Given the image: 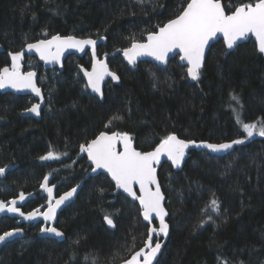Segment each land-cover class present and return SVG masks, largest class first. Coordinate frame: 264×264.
Instances as JSON below:
<instances>
[{"label":"trees","instance_id":"obj_1","mask_svg":"<svg viewBox=\"0 0 264 264\" xmlns=\"http://www.w3.org/2000/svg\"><path fill=\"white\" fill-rule=\"evenodd\" d=\"M188 1L0 0L5 49L0 68L10 63L8 51L56 33L105 36L98 53L108 56L143 41ZM221 1L227 13L255 2ZM27 62L39 70L47 104L36 120L20 115L30 97L0 92V167L17 164L0 178V200L34 192L26 208L42 203L38 187L45 176L59 182L58 192L75 185L89 170L79 147L101 131L128 133L141 151L169 134L209 142L242 139L224 155L193 150L182 169L168 163L158 168L169 235L155 264H264V137L247 139L237 122L264 126V53L255 42L249 39L231 51L221 40L215 42L193 82L177 58L166 66L147 61L130 66L119 53L109 55L119 80L105 83L102 101L89 93L77 68L90 64L88 54L68 56L62 71H43L35 59ZM49 151L56 156L46 162L41 157ZM113 191L104 174L89 176L58 215L63 240L42 236L39 224L26 225L22 237L1 248L0 264H118L127 259L143 245L148 224L136 202ZM105 215L114 229L106 226ZM14 226L13 218H0V233Z\"/></svg>","mask_w":264,"mask_h":264},{"label":"snow or ice","instance_id":"obj_2","mask_svg":"<svg viewBox=\"0 0 264 264\" xmlns=\"http://www.w3.org/2000/svg\"><path fill=\"white\" fill-rule=\"evenodd\" d=\"M157 27L158 31L148 34L146 43L134 42L130 48L123 50L128 62L135 63L136 58L141 55H150L155 57L156 60L165 61L168 53L179 49L183 53L180 59L186 60L189 65L187 75L193 80H197L200 75L206 46L218 33L223 35L229 49L233 48L238 41L252 34L258 42L259 51L264 53V0H255L254 3L235 6L234 11H231L230 14L225 13V7L222 5L221 0H190V2H187L186 7L179 10L174 19H170L163 26L158 25ZM85 45L92 46V54L95 59L96 41L91 38L77 39L74 36L62 37L55 35L51 39L27 44L26 47L28 50L34 49L39 53L42 60L59 61L61 54L66 49L78 48L83 50ZM53 47L56 49L55 52L52 51ZM23 55V51L11 54V67L0 68V88L30 89L37 96H40L41 90L34 82L36 73L20 71V61ZM105 73H107L106 64L103 61H96L93 64L92 71L85 70L84 72L88 81L87 86H90L95 92L101 93L100 81ZM108 74L114 80L119 79L115 73ZM41 99H43L42 96ZM231 99L239 104L238 96L232 95ZM39 108V104H34L27 111L38 115ZM120 118L118 116L113 117V119ZM237 122L241 125L243 131L247 133V137H252L254 134L264 137V126L258 127L256 123H244L239 118H237ZM109 124H111V121H109ZM118 143L123 145L122 151L118 150ZM242 143H244V140L237 139L219 144L204 141L197 144L196 141H184L175 134H169L161 139L154 150L140 152L132 147V139L129 134L100 132L87 145H80V150L86 152L88 158L94 163L95 168L92 169L93 171L100 168L106 169L115 181L116 187L122 188L131 197L139 201L145 221L151 222L153 216L159 218V229L149 228L144 246L135 251L123 264H152L161 248L159 242L153 245L152 234L158 232L166 236L168 233V225L165 223L167 212L162 205L164 197L157 182L156 168L154 167L155 163H159L161 156H166L174 165L179 166L184 158L185 149L189 145L220 152L232 148L234 144ZM55 156L54 152L49 151L47 156L41 157V159L55 158ZM4 171V168H0V173ZM44 180L45 183L41 184V187L46 188L49 197L46 211L41 212L40 209H34L25 214L19 207H16L17 200L13 199L7 205L5 202L0 201V212L18 213L29 220L36 219L38 216H42L45 221L53 220L56 209L68 200L76 189L73 188L71 191L64 193L53 204V189L46 186L47 176ZM135 184L139 185L140 195H137L134 191L133 186ZM152 185H155V190L152 189ZM18 199L20 201L25 199L23 192L19 194ZM210 205L213 211L218 209V201L215 198L210 201ZM104 219L109 225H113V220L108 215H105ZM19 231L20 229H15L4 232L0 235V242L5 241L6 238ZM40 231L55 233L57 236L62 235L55 227H43Z\"/></svg>","mask_w":264,"mask_h":264},{"label":"water","instance_id":"obj_3","mask_svg":"<svg viewBox=\"0 0 264 264\" xmlns=\"http://www.w3.org/2000/svg\"><path fill=\"white\" fill-rule=\"evenodd\" d=\"M188 2H190V0H189ZM221 3H222V5H223V2H222V1H221ZM185 7H186V5H185ZM233 11H234V10H233ZM225 13H226V14H230L231 12H228V13H227V12L225 11ZM174 18H175V17H174ZM174 18H172V19H174ZM166 23H167V22H166ZM164 24H165V23H164ZM162 26H163V25H162ZM156 31H158V29H157ZM154 32H155V31H154ZM148 34H149V33H148ZM148 34L145 36V38H144L143 41H135V42H136V43H146V42H147ZM55 35H60V36H62V37H64V36H74V37H76L77 39H87V38H91V39L95 40V41H96V45H95V59L93 58V54H92V46H91V45H85L84 48H83V50H80V49H78V48L66 49V50L61 54L59 61H45V60H42V59L40 58L39 53H37L34 49H33V50H28L27 47H26L27 44H34V43H36L37 41H40V40L51 39V37H52V36H55ZM249 39H251L253 42H255L256 47H257V49H258V42L256 41L255 36L252 35V34H249L248 37H246V38H244V39L238 41L237 44H236L233 48L229 49V48L227 47V42H226V40L223 38V35H222L221 33H218L216 37H214L212 40L209 41L208 46H206L205 54H204V59H203V62H202V66H203V63H204V61H205V58H206V55H207L209 49L211 48V46H212L215 42H218V41L221 40L222 43H223V45H224V47H225V49H226L227 51H231V50H233L234 48H236L239 44H241L242 42L247 41V40H249ZM105 41H106L105 36H100V37H79V36H76V35H73V34H66V35H63V34H60V33H56V34H53V35H51V36H49V37L41 38V39L35 40V41H33V42H29V43L25 44V45L23 46V48H22L21 50H19V51H15V52L8 51V56H9L10 63H9L8 65H6L7 67H11V64H12L11 54H14V53H17V52H21V51H23L24 55H23V57H22V59H21V61H20V65H21L20 71H21V72L32 71V72L36 73V76L34 77V82H35L36 86L41 90V93H40V96H37V95H36L34 92H32L30 89H15V88H11V87L0 88V92H1V93H6V92H8V93H12V94H14V95H31V96H33L35 99H37V100L39 101L38 103H35V104H39V105H40V108H39V114L37 115L36 113H32V112H30V111H27L28 109H30V108L32 107V106H31L30 108H28L27 110H25V111L22 113V115H24V116H32V117H34V118L39 119V118H40V111H41V109H42V107H43V105H44L43 92H42V88H41V87L38 85V83H37L38 71H37V70H34V69L24 70V63H25V60H26L25 58H26L27 56H34V57H36L37 61L42 65V67H43L44 69L57 68V69H59V70H62V69H63V64H64V61H65V58H66L68 55H72V54H74V55H76V56H82V55L85 54L87 51H89V53H90V57H91V64H90V66H89V67H85V66H83V65H78V69L80 70L81 75H82L83 79L85 80V84H86L87 90L90 92V94H92L93 96H96V97L98 98V100L102 101V100H103V88H104V84H105V82L108 81V80H111V81H113V82H117V81L119 80V79H118V80H114V79H112L111 75L108 74V73H115L116 76H118L117 73L114 72V71L110 68L109 63H108V57H107V56H105V57H100V56L98 55V53H97V47H98V45H99V44H104ZM132 43H134V42H132ZM132 43H131L129 46L123 48V49H117V50H115L114 52H112V53L109 54V55H114V54H118V53H119L120 56H121V58L123 59V61H124L126 64L130 65V66H133V65H135V64H137V63H139V62H143V61L152 62V63H155V64H157V65L166 66V65L169 63V61H170L171 58H177L178 63H179L180 65H182V66H185V67H186V72H187V68H188L189 65H188V63H187L186 60H181V59H180V57L183 55V53L180 52L179 49H175V50H173L172 52L168 53V56L166 57L165 61H159V60H156L155 57L150 56V55H141V56H138V57L136 58L135 63H129L127 57H125L124 54H123V50H124V49H127V48H130L131 45H132ZM4 50H5L4 47L0 44V52H3ZM52 51H53V52L56 51L55 47L52 48ZM258 51H259V49H258ZM259 52H260V51H259ZM96 61H103V62L106 64V66H107V73H105V74L103 75V79L100 81V89H101V93H102V95H101V93H97V92H95L90 86H87V84H88L87 77L84 75L85 70H87V71H89V72L92 71L93 64H94ZM4 67H5V66H4ZM2 68H3V67H2ZM118 77H119V76H118ZM188 77H189L190 81H192V82L195 81V80H193L190 76H188ZM41 96L43 97V99H41ZM33 105H34V104H33ZM103 132H107V131H103ZM108 133L111 134L112 132H108ZM127 134H128V133H127ZM98 135H99V134H98ZM98 135H97V136H98ZM175 135H176V134H175ZM97 136H96V137H97ZM129 136H130V134H129ZM176 136H177V135H176ZM96 137H95V138H96ZM130 137H131V136H130ZM177 137H178L179 139H181V140H184V141H196V140L185 139V138H182V137H179V136H177ZM95 138H93V139H95ZM93 139H91V140H93ZM131 139H132V138H131ZM91 140H90V141H91ZM90 141H89V142H90ZM202 141H204V142H208V143H215V144L231 142V141H224V142H209V141H205V140H200V141H196V143L199 144V143L202 142ZM159 143H160V142H159ZM159 143H158V144H159ZM158 144H157V145H158ZM85 145H87V144H85ZM157 145H156V146H157ZM234 145H235V144H234ZM234 145H233V146H234ZM156 146H155V147H156ZM233 146H232V148H233ZM132 147L135 148L137 151H140V152H149V151H152V150L155 149V147H154L153 149L148 150V151H141V150H139L138 148L135 147V144H134L133 139H132ZM117 148H118V150L122 151V150H123V145L118 143ZM232 148L227 149V150H223V151H220V152H213V151H211L210 149H207V148H204V147H196V146H194V145H189V147H188L187 149H185V155H184V158L181 160L179 166L174 165V164L172 163V161L169 160L166 156H161V159H160L159 163H155V164H154V167L156 168V179H157V182H158V184H159V186H160L161 193H162V195H163V197H164V199H163V201H162V205H163L164 209L166 210V212H167V209H166V207H165V196H164V194H163V191H162V188H161V185H160V182H159V178H158V168H159L163 163H168V164H170L174 169H176V170H180V169L183 168L186 159L189 157L190 153H191L193 150H196V151H202V150H205V151L209 152V153L212 154V155H224V154H226L227 152H229ZM45 156H47V154H45L43 157H45ZM79 156H85V157L87 158V160H88V164H89V166H90V169H89V171L85 174V176H84V177H83V178H82L77 184H75L73 187H71L70 189L64 191L63 193H61V194H59V195H56V184H50V182H51V177L47 176V177H48V181H47V185H46V186H47V187H51V188L53 189V192H52V203H53V204H54L55 201H56L57 199H59V197H60L61 195H63L64 193L71 191L73 188L76 189V191L73 193V195H72L68 200H66L63 204H61L60 207H58V208L56 209V215H55V218H54L53 220L45 221V220L43 219L42 216H38L36 219L29 220V219H26L25 217L20 216L18 213H12V212H8V211L0 212V218H1V217L15 218V219H16V225H21L22 223H29V224L41 223V228H43V227H55L59 232L62 233L61 236H57L55 233H51V232H41V231H40V234H41L42 236H45V237L55 238L56 240H59V241H60V240H63L64 237H65V236H64V233H63V232H62V231L56 226L57 219H58V215H59L60 211H61L65 206H67L68 204H70L73 200H75V198H76V196H77V193H78L79 189L82 187V185H83L85 179H87L89 176H95V175H97V174H104L105 176H107V178L110 180V182H111L112 185L114 186V193H119V192H120V193H122L124 196H126L127 198H129L132 202H136V203L138 204V206H139V208H140V210H141V212H140L141 218H142V220H143L145 223L148 224V230H149V228H156L157 230L159 229V226H160L159 218L153 216V219L151 220V222H149V221H145V220L143 219V216H142V209H141V206H140V204H139V201H138V200H135L133 197H131V196H130L128 193H126L122 188H118V187H116V183H115V181L112 179L111 174L108 173L106 169L100 168V169H96V171H93L92 169L95 168L94 163L88 158L87 153H86V152H82V151L80 150V148H79ZM52 159H53V158H48V159H43V160L46 161V162H48V161H51ZM16 166H17V164H10V165H6V166H4V167H0V168H4V169H5V171H4L3 173H0V178L5 177L6 173H7L8 171L12 170L13 168H15ZM44 178H45V177H44ZM44 178H43V180L41 181V184H44V183H45ZM41 184H40V186H39V191L41 192L42 195H45V196L47 197V199H46V201H45L44 204H42L41 206H39V207H37V208H35V209H40L41 212H44V211L47 210V204H48L49 197H48V193H47V191H46V188H42V187H41ZM151 187H152L153 190H155V185H152ZM133 188H134V191H136V194H137V195H140L139 185H138V184H135V185L133 186ZM24 195H25V199H24L23 201H20V200L18 199L19 194H18L17 196H15V197H12V198L8 199V200H0V201L5 202V204L7 205V203H8L9 201H11V200H13V199H16V200H17L16 207H19L20 210L22 211L21 206L24 205L29 199H31V198L34 197V194H33V193H24ZM33 210H34V209H33ZM33 210H30V211H28V212H31V211H33ZM22 212H23V211H22ZM28 212H24V213L27 214ZM167 217H168V212H167V215L165 216V223L168 225V233H167V235L165 236L163 233H158V232L152 234V235H153V245H154L156 242H159V243L161 244V248H160L159 252L157 253L155 259L153 260L152 264H155V263L157 262L159 256L161 255V253H162V251H163V249H164V247H165V244H166V242H167V239H168V235H169V224H168V221H167ZM104 221H105L106 226H107L110 230H112V229L115 228V224H114V222H113V225H109L105 219H104ZM15 229H20V231H19V232H16L13 236L6 238L5 241L0 242V251H1V248H2L7 242H9V241H11V240H13V239H15V238L22 237V236L24 235V230H23V228H21V227H14V228L7 229V230L1 232L0 235H2L4 232L13 231V230H15ZM156 236L159 238L158 240L155 239ZM147 237H148V233H147ZM147 237H146L145 241L147 240ZM145 241H144V242H145ZM143 246H144V243H143V245H142L141 247H143ZM141 247H140V248H141ZM140 248H139V249H140ZM139 249H137L136 251H138ZM133 253H134V252H133ZM133 253H132V254H133ZM132 254H131V255H132ZM131 255H130V257H131ZM130 257H128L127 259H129ZM127 259H125V260H127ZM141 259H142V257H141ZM125 260L119 262L118 264H123V262H124Z\"/></svg>","mask_w":264,"mask_h":264},{"label":"flooded vegetation","instance_id":"obj_4","mask_svg":"<svg viewBox=\"0 0 264 264\" xmlns=\"http://www.w3.org/2000/svg\"><path fill=\"white\" fill-rule=\"evenodd\" d=\"M22 49V48H21ZM20 49V50H21ZM97 53H98V47H97ZM86 54H88L89 55V57H90V53H89V51H87L85 54H83V55H86ZM72 55H74V54H72ZM82 55V56H83ZM98 55H99V53H98ZM68 56H70V55H68ZM67 56V57H68ZM74 56H76V55H74ZM100 56V55H99ZM109 56V55H108ZM107 56V57H108ZM66 57V58H67ZM77 57H81V56H77ZM100 57H105V56H100ZM65 58V59H66ZM26 60H25V63H24V70H30V69H34V70H37L38 71V78H37V83H38V85L42 88V86L39 84V70L37 69V68H35V66H31L30 68L29 67H27L26 66V63H27V60L28 59H35L36 61H37V59H36V57H34V56H27L26 58H25ZM37 63L40 65V67H41V69L43 70V71H48V70H51V69H44L43 67H42V65L37 61ZM90 64H91V57H90ZM90 64L88 65V66H85V67H89L90 66ZM79 65H81V64H79ZM77 68H78V66H77ZM52 69H57V68H52ZM59 70V69H58ZM63 70V69H62ZM62 70H59V71H62ZM80 71V70H79ZM109 81V80H108ZM111 81V80H110ZM84 82H85V80H84ZM107 82V81H106ZM105 82V83H106ZM86 85V84H85ZM105 85V84H104ZM87 88V87H86ZM42 92H43V97H44V105H43V107H42V109H41V111H40V118H41V112L43 111V109L46 107V104H47V101H46V97H45V95H44V91H43V88H42ZM6 93H8V92H6ZM90 93V92H89ZM12 94V93H11ZM92 95V94H91ZM22 96H28V97H30L31 98V103L26 107V108H24L21 112H20V115L21 116H24V115H22V113L25 111V110H27L28 108H30L33 104H35V103H38L39 101L37 100V99H35L33 96H31V95H19V97H22ZM96 97V96H95ZM97 98V97H96ZM98 99V98H97ZM26 117H32V116H26ZM32 118H34V117H32ZM39 118V119H40ZM34 119H36V120H39V119H37V118H34ZM101 132H103V131H101ZM107 132H116V131H107ZM125 133V132H124ZM131 136V135H130ZM96 137V136H95ZM94 137V138H95ZM132 138V137H131ZM89 142V141H88ZM87 142V143H88ZM86 143V144H87ZM85 145V144H84ZM80 148V147H79ZM78 156H79V151H78ZM79 157H85V156H79ZM85 159H86V161H87V163H88V160H87V158L85 157ZM53 160V159H52ZM51 160V161H52ZM49 162V161H48ZM89 165V164H88ZM89 169H90V166H89ZM89 171V170H88ZM87 171V172H88ZM86 172V173H87ZM85 176V175H84ZM46 177V176H45ZM49 177H51V176H49ZM80 181V180H79ZM78 181V182H79ZM77 182V183H78ZM76 183V184H77ZM41 184V183H40ZM50 184H56V195H59V194H61V193H63L64 191H66V190H68V189H70L71 187H73V186H71V187H69V188H67L66 190H64V191H62V192H58V186H59V182L57 181V180H54L52 177H51V182H50ZM40 186V185H39ZM38 191H39V187H38ZM21 193V192H20ZM19 193V194H20ZM23 193H25V192H23ZM28 193H33L34 194V197L33 198H31V199H29L24 205H22L21 206V209H22V211L23 212H28V211H30V210H33V209H35V208H37V207H39V206H41L42 204H44L45 203V201H46V199H47V197L45 196V195H43L44 196V198H45V200L42 202V203H40V204H38V205H36V206H34V207H32V208H26V205L28 204V202L30 201V200H32V199H34L35 198V196H36V194L34 193V192H28ZM39 193L41 194V192L39 191ZM113 193H114V191H113ZM42 195V194H41ZM14 219V227H21V228H23V230H24V234H25V226L26 225H36V224H39V230L41 229V223H36V224H29V223H22L21 225H16V219L15 218H13ZM14 227H12V228H14ZM10 229V228H9Z\"/></svg>","mask_w":264,"mask_h":264},{"label":"rangeland","instance_id":"obj_5","mask_svg":"<svg viewBox=\"0 0 264 264\" xmlns=\"http://www.w3.org/2000/svg\"><path fill=\"white\" fill-rule=\"evenodd\" d=\"M26 66L30 68L31 66H33V64H29V62H27V63H26ZM257 126H258V125H257ZM254 136H259V135H258V134H254L252 137H254ZM248 138H251V137H247V139H248Z\"/></svg>","mask_w":264,"mask_h":264}]
</instances>
